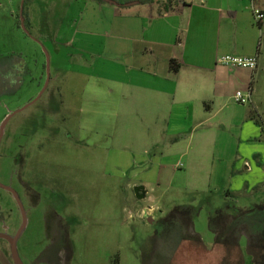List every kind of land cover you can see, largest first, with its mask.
Returning a JSON list of instances; mask_svg holds the SVG:
<instances>
[{"label":"rangeland","instance_id":"1","mask_svg":"<svg viewBox=\"0 0 264 264\" xmlns=\"http://www.w3.org/2000/svg\"><path fill=\"white\" fill-rule=\"evenodd\" d=\"M74 1L0 0V128L9 113L24 109L5 129L0 183L20 193L26 210L18 241L22 262L264 264V164L248 173L255 152L264 163L261 127L226 125L209 140L182 142L178 151L170 148L178 138L160 143L142 132L144 126L123 125L121 119L117 125L82 126L88 61L98 56L77 53L76 63L86 68L74 67L75 35L86 31L88 20L81 25L85 10ZM23 5L27 31L20 18ZM45 49L51 65L44 91ZM16 60L27 67L19 76L10 75ZM236 72L235 82L225 87L230 105L223 114L246 109V121L264 122V110L256 114L249 104L236 102L238 92L249 94L252 71ZM259 94L264 97V77ZM95 112L102 122L104 110ZM93 129L98 133L90 134ZM253 129L260 136L245 139V130L253 134ZM122 153L133 166H117ZM139 184L147 190L143 200L134 191ZM234 185L242 186L228 196ZM240 217L252 224L244 227V236L237 233L233 241L217 244L214 232ZM21 225L11 194L0 188V233L15 236ZM0 264H14L9 243L1 239Z\"/></svg>","mask_w":264,"mask_h":264},{"label":"crops","instance_id":"2","mask_svg":"<svg viewBox=\"0 0 264 264\" xmlns=\"http://www.w3.org/2000/svg\"><path fill=\"white\" fill-rule=\"evenodd\" d=\"M113 1L116 4L74 1L79 10H85L81 25L88 18L86 31L75 35L74 67L86 68L76 63L77 53L98 56L88 61L90 85L82 101V126L117 125L121 119L123 125L144 126L142 132L160 143L178 138L170 147L178 151L184 148L182 142H193L197 137L209 140L226 125L258 127V122L246 121V109L242 114L232 110L223 114L230 105L225 100V87L235 82L237 69L219 65L218 59L223 55L257 58L258 68L250 70L248 104L256 114L264 110V97L259 94L264 77V18L259 20L255 13L259 9L264 16L262 0L255 4L250 0H155L139 4L134 0L125 6ZM172 60L182 66L177 73L170 69ZM96 109L104 110L102 122L95 120ZM244 134L249 140L260 136H255L254 129L253 134L251 130ZM116 157L117 166L128 168L132 164L123 153ZM259 158L257 152L252 155L254 162L248 173L262 169L264 163ZM241 186H232L228 196ZM215 235L216 243L223 245ZM239 236L244 235L241 232Z\"/></svg>","mask_w":264,"mask_h":264},{"label":"water","instance_id":"3","mask_svg":"<svg viewBox=\"0 0 264 264\" xmlns=\"http://www.w3.org/2000/svg\"><path fill=\"white\" fill-rule=\"evenodd\" d=\"M23 9H24V5L22 6L20 18H21V22H22V27L27 31V29L24 26ZM45 51H46V49H45ZM46 57H47V59H46V73L48 75V82L46 84V87H45L44 91L47 89V87L49 85V82H50L51 59H50V55H49V53L47 51H46ZM41 96H42V94L37 99L32 101L30 104L32 105V104L36 103L41 98ZM23 110L24 109H20V110L16 111L13 115L9 116L2 123L1 128H0V146H1V142H2V139L4 137V134H5V129H6L7 125H8V123H9L10 119L13 116H15L16 114L21 113ZM0 188H3L5 190H7V191H11L14 194V196H15V198H16V200H17V202H18V204H19V206L21 208L22 215H23V225H22L21 229L19 230L18 234L16 236H10V235H8L6 233H0V239L1 240H6L9 243L10 249H11V255H12V259H13L14 264H24L22 262L21 258H20L19 252H18V241L20 239V236H21L22 232L24 231V229L26 227V224H27V217H26V214H25V210H24V207L22 205V202H21L18 194L13 189H11L8 186L2 185L1 183H0ZM134 191H135V194H136V196H137V198L139 200H143V199H145L147 197V190H146V188L144 186H137V187H135Z\"/></svg>","mask_w":264,"mask_h":264},{"label":"flooded vegetation","instance_id":"4","mask_svg":"<svg viewBox=\"0 0 264 264\" xmlns=\"http://www.w3.org/2000/svg\"><path fill=\"white\" fill-rule=\"evenodd\" d=\"M26 63L24 64L21 60H16L15 61V63H14V65H13V68L11 69V72H10V75L11 74H16L17 76H19L20 75V73H23V72H25L26 71ZM45 73H46V64H45ZM15 85V84H14ZM34 101V100H33ZM32 102V101H31ZM18 111V110H17ZM16 112V111H15ZM15 112H11V113H9V115H7V117L5 118V120L9 117V116H11V115H13ZM14 117V116H13ZM12 119V118H11ZM10 119V120H11ZM4 120V121H5ZM9 187V186H8ZM11 189H13L17 194H18V196H19V198H20V200H21V202H22V205H23V207H24V203H23V201H22V198H21V196H20V193H18L14 188H12V187H10ZM1 189H3V188H1ZM4 191H6V192H8V193H10L11 194V196H12V198H13V200H14V202L16 203V205H17V207H18V209H19V211H20V213H21V217H22V225H23V215H22V211H21V208H20V206H19V204H18V202H17V200H16V198H15V196H14V194L11 192V191H7V190H5V189H3ZM24 190V189H23ZM25 191V190H24ZM24 210H25V207H24ZM25 214H26V210H25ZM27 217V216H26ZM232 223L230 224V225H226L225 227L223 226V228H221L219 231L217 230V231H215L214 233L215 234H217L219 237H220V242L221 243H229V242H231V241H233V240H231V239H233V237H236V234L237 233H241L242 231H245L244 230V227H247V225H248V223H249V221H247L246 219L244 220V219H242L241 217L240 218H232V220H230ZM22 225H21V227H22ZM183 226V225H182ZM21 229V228H20ZM19 229V230H20ZM19 230H18V232H19ZM241 230V231H240ZM18 232L15 234V236L18 234ZM188 238V237H187ZM189 239L191 240L192 239V241H194L195 243H196V245H198V246H202L203 245V241H202V239H201V237H199V236H197V235H189ZM188 239V240H189ZM6 241V240H5ZM219 241V240H218ZM217 241V242H218ZM188 242H190V241H188ZM177 250V249H176Z\"/></svg>","mask_w":264,"mask_h":264},{"label":"built area","instance_id":"5","mask_svg":"<svg viewBox=\"0 0 264 264\" xmlns=\"http://www.w3.org/2000/svg\"><path fill=\"white\" fill-rule=\"evenodd\" d=\"M250 1L253 4L258 2V0ZM255 13L259 20L264 18L262 12L259 9H255ZM218 64L230 69H248L255 71L258 68V60L255 57L223 55L219 57ZM235 100L238 104L247 105L250 102V95H244L242 92H238L235 96Z\"/></svg>","mask_w":264,"mask_h":264},{"label":"trees","instance_id":"6","mask_svg":"<svg viewBox=\"0 0 264 264\" xmlns=\"http://www.w3.org/2000/svg\"><path fill=\"white\" fill-rule=\"evenodd\" d=\"M95 1H98V2H112V3H115L116 4V2L113 1V0H95ZM154 1L155 0H137L136 2H138L139 4H152V3H154ZM120 5L125 6V4H120ZM181 67H182L181 64L178 63L175 60H172L171 63H170V69L173 72H176V73L179 72V70L181 69ZM258 124L261 126L262 131L264 133V123L261 122V123H258ZM260 209H262V208H260ZM221 218L223 219V217H221ZM222 219L220 221H223L224 220V219L223 220Z\"/></svg>","mask_w":264,"mask_h":264}]
</instances>
